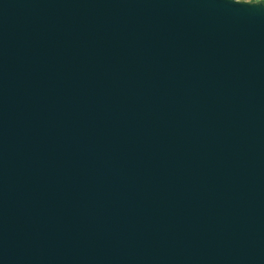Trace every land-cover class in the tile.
I'll use <instances>...</instances> for the list:
<instances>
[{
  "label": "water",
  "instance_id": "1",
  "mask_svg": "<svg viewBox=\"0 0 264 264\" xmlns=\"http://www.w3.org/2000/svg\"><path fill=\"white\" fill-rule=\"evenodd\" d=\"M0 264H264V2L0 0Z\"/></svg>",
  "mask_w": 264,
  "mask_h": 264
},
{
  "label": "rangeland",
  "instance_id": "2",
  "mask_svg": "<svg viewBox=\"0 0 264 264\" xmlns=\"http://www.w3.org/2000/svg\"><path fill=\"white\" fill-rule=\"evenodd\" d=\"M240 1H248V0H240ZM254 2H260V3H263L264 2V0H254Z\"/></svg>",
  "mask_w": 264,
  "mask_h": 264
},
{
  "label": "crops",
  "instance_id": "3",
  "mask_svg": "<svg viewBox=\"0 0 264 264\" xmlns=\"http://www.w3.org/2000/svg\"><path fill=\"white\" fill-rule=\"evenodd\" d=\"M248 1H251V2H252V1H254V0H248ZM248 1H247V2H248Z\"/></svg>",
  "mask_w": 264,
  "mask_h": 264
},
{
  "label": "trees",
  "instance_id": "4",
  "mask_svg": "<svg viewBox=\"0 0 264 264\" xmlns=\"http://www.w3.org/2000/svg\"><path fill=\"white\" fill-rule=\"evenodd\" d=\"M251 2V1H250ZM252 2H254V1H252Z\"/></svg>",
  "mask_w": 264,
  "mask_h": 264
}]
</instances>
